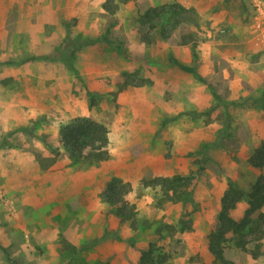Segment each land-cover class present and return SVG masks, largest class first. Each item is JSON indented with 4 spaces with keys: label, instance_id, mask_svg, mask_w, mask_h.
I'll list each match as a JSON object with an SVG mask.
<instances>
[{
    "label": "rangeland",
    "instance_id": "obj_1",
    "mask_svg": "<svg viewBox=\"0 0 264 264\" xmlns=\"http://www.w3.org/2000/svg\"><path fill=\"white\" fill-rule=\"evenodd\" d=\"M252 1L126 0L109 13L104 0H0V264H219L207 235L224 191L264 175L247 161L264 140V39ZM171 12L182 22L162 39ZM125 77L132 85L119 91ZM79 118L105 126L106 161H75L60 143ZM175 174L191 178L185 203L144 186ZM113 180L128 186L136 230L103 199ZM224 258L264 264V241L255 259L233 248Z\"/></svg>",
    "mask_w": 264,
    "mask_h": 264
},
{
    "label": "trees",
    "instance_id": "obj_2",
    "mask_svg": "<svg viewBox=\"0 0 264 264\" xmlns=\"http://www.w3.org/2000/svg\"><path fill=\"white\" fill-rule=\"evenodd\" d=\"M126 0H104L102 8L104 11L114 13L121 2ZM157 9H149L145 18L152 16ZM182 12H184L182 10ZM177 14V16H176ZM182 13L171 12L169 20L171 21L170 30H161L159 36L166 39L171 32L182 22ZM105 29L102 39H106V35L110 28ZM154 27L152 26L151 29ZM141 41L145 44H150L153 37L149 34L141 36ZM91 41L85 40L75 47L89 44ZM116 48H120L117 46ZM193 56L196 53L193 51ZM169 62L179 70L190 74L201 80L194 66H188L177 61L171 54L168 56ZM123 86L119 91L132 83L128 81V77L124 78ZM136 86V85H134ZM209 91L218 105L224 104L223 99L218 95L212 87ZM264 97V94L262 95ZM262 106V98L259 99ZM230 105L242 106V102H232ZM165 122L162 123V126ZM42 142L48 145L46 138L41 137ZM60 143L70 153V158L73 160L87 161L90 163H100L108 159V138L107 130L101 123L95 122L86 118L74 119L66 124L60 131ZM214 146H217L214 145ZM208 145L205 146L207 148ZM57 150L55 149V152ZM248 164L254 169L264 168V140L257 148L253 150L248 157ZM144 186H149L158 189L161 194L160 201L171 203H185L191 197V178L181 174H175L170 177H156L144 182ZM128 186L118 180H113L108 183L103 192L104 201L115 206V215L121 221L129 222L132 230H136V213L133 205L127 203L124 199L128 192ZM245 203L246 207L239 219L233 217V213L239 204ZM113 235L106 222L103 229V236L108 237ZM118 239V237H116ZM264 241V175L259 178L248 188L242 189L236 183L229 182L226 190L220 199V208L217 214V225L207 235V251L213 257L214 261L219 264H232L225 260L224 252L229 248L249 253L252 258H257L261 254L262 242ZM252 245V249L249 246ZM150 251L143 253V257H148ZM146 259H143L141 264H145Z\"/></svg>",
    "mask_w": 264,
    "mask_h": 264
},
{
    "label": "built area",
    "instance_id": "obj_3",
    "mask_svg": "<svg viewBox=\"0 0 264 264\" xmlns=\"http://www.w3.org/2000/svg\"><path fill=\"white\" fill-rule=\"evenodd\" d=\"M252 10L254 15V28L264 39V0H253Z\"/></svg>",
    "mask_w": 264,
    "mask_h": 264
}]
</instances>
